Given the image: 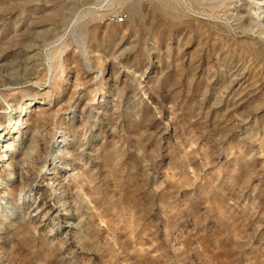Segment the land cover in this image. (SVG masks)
I'll use <instances>...</instances> for the list:
<instances>
[{
  "label": "rangeland",
  "instance_id": "rangeland-1",
  "mask_svg": "<svg viewBox=\"0 0 264 264\" xmlns=\"http://www.w3.org/2000/svg\"><path fill=\"white\" fill-rule=\"evenodd\" d=\"M261 15L0 0V264H264Z\"/></svg>",
  "mask_w": 264,
  "mask_h": 264
},
{
  "label": "bare ground",
  "instance_id": "bare-ground-1",
  "mask_svg": "<svg viewBox=\"0 0 264 264\" xmlns=\"http://www.w3.org/2000/svg\"><path fill=\"white\" fill-rule=\"evenodd\" d=\"M255 1H256L257 5H258V9L262 12V15L260 16V18H261V20H264V0H255ZM121 21H123V20H121ZM19 119L15 121V124L13 125V127H16L17 129L20 130L21 129V124L23 123V121L21 119L20 120ZM6 136H7V133H6V135L4 137L6 138ZM14 145L15 144H13L12 139H11L9 141H6L0 147V150H3V151H0V187L2 185H4V184L6 185L8 182H14L15 183V181L12 180L11 177L8 176V173H7L9 167L13 165V163L11 161L12 154H10V153H12V150H15L14 149ZM11 173L13 174V171ZM33 182L30 181V182L26 183V187L28 189H32L34 187ZM14 210H15L14 208L11 209V211H14Z\"/></svg>",
  "mask_w": 264,
  "mask_h": 264
},
{
  "label": "built area",
  "instance_id": "built-area-1",
  "mask_svg": "<svg viewBox=\"0 0 264 264\" xmlns=\"http://www.w3.org/2000/svg\"><path fill=\"white\" fill-rule=\"evenodd\" d=\"M120 20H124V17L121 16L120 18H118V22H120Z\"/></svg>",
  "mask_w": 264,
  "mask_h": 264
}]
</instances>
